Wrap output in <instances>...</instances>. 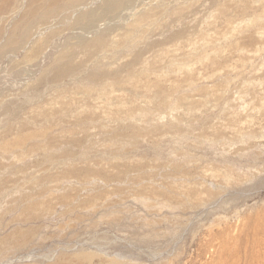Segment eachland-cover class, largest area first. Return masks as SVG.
I'll list each match as a JSON object with an SVG mask.
<instances>
[{
    "label": "rangeland",
    "instance_id": "rangeland-1",
    "mask_svg": "<svg viewBox=\"0 0 264 264\" xmlns=\"http://www.w3.org/2000/svg\"><path fill=\"white\" fill-rule=\"evenodd\" d=\"M88 263L264 264V0H0V264Z\"/></svg>",
    "mask_w": 264,
    "mask_h": 264
},
{
    "label": "bare ground",
    "instance_id": "bare-ground-1",
    "mask_svg": "<svg viewBox=\"0 0 264 264\" xmlns=\"http://www.w3.org/2000/svg\"><path fill=\"white\" fill-rule=\"evenodd\" d=\"M109 255V254H108ZM77 256V255H76ZM72 258H73V256H72ZM80 258V257H79ZM91 258V257H90ZM77 260V259H76ZM83 261V260H82ZM98 262V261H97ZM80 263H82V262H80ZM117 263V262H116ZM89 264V263H88ZM109 264V263H108Z\"/></svg>",
    "mask_w": 264,
    "mask_h": 264
}]
</instances>
